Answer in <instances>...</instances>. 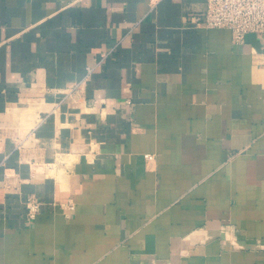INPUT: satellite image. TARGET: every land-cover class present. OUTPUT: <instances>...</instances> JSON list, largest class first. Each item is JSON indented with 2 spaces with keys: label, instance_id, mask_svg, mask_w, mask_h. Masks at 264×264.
Wrapping results in <instances>:
<instances>
[{
  "label": "crops",
  "instance_id": "crops-1",
  "mask_svg": "<svg viewBox=\"0 0 264 264\" xmlns=\"http://www.w3.org/2000/svg\"><path fill=\"white\" fill-rule=\"evenodd\" d=\"M205 6L0 0V264H264V36Z\"/></svg>",
  "mask_w": 264,
  "mask_h": 264
},
{
  "label": "built area",
  "instance_id": "built-area-1",
  "mask_svg": "<svg viewBox=\"0 0 264 264\" xmlns=\"http://www.w3.org/2000/svg\"><path fill=\"white\" fill-rule=\"evenodd\" d=\"M205 28H224L231 31L233 41L241 43L247 32L264 36V0H206L201 16L193 18ZM146 158H150L146 155ZM73 209L72 203L60 205ZM27 220L32 221L41 209V202L34 196L25 201Z\"/></svg>",
  "mask_w": 264,
  "mask_h": 264
}]
</instances>
